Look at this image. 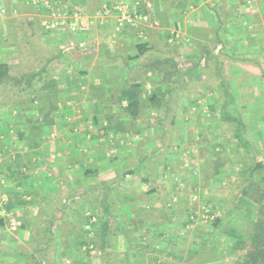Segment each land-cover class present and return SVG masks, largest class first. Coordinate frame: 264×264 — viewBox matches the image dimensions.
Wrapping results in <instances>:
<instances>
[{
    "label": "crops",
    "instance_id": "0c3cea01",
    "mask_svg": "<svg viewBox=\"0 0 264 264\" xmlns=\"http://www.w3.org/2000/svg\"><path fill=\"white\" fill-rule=\"evenodd\" d=\"M68 1L92 11L90 5L96 0ZM181 2L158 0L152 9L158 17L153 14L158 35L170 21L181 30L188 22L190 43L199 47L189 49L186 74L169 76L142 71L153 57L148 60L146 52L139 54L138 43L131 37L133 30H118L114 20L111 25H94L84 34H72L67 28L46 30L42 15L35 14L34 0H0V8L5 9L0 12V63L18 70L11 75L37 74L30 95L41 98L19 104L26 115L22 118L17 102L29 100L26 93H6L0 85V188L8 194L5 204L12 205L25 225L19 226L15 237L0 228V264L31 260L34 250L25 249L24 242L52 239L54 243L49 240L53 244H47L48 256L61 254L67 244L72 248L89 212L91 222L111 227V245L101 250L104 256H124L129 264H139V259L148 257L146 242L158 233L164 237V230L180 220L176 202L169 196L180 197L181 189L170 187L169 193V182L158 169L171 158L169 152L176 153L168 152V147L178 144L182 136L173 134V128L183 125L178 116L169 118L165 113L190 108L194 96L209 98L214 93L230 97L239 111L243 101L256 112L264 110V0H186L185 7ZM19 15H26L28 23L21 17L15 30L11 22ZM35 19L40 38L34 41ZM12 29L19 35L10 41L7 35L9 30L14 33ZM150 32L143 40L148 48L153 38ZM27 33L30 39L24 42L21 35ZM80 39L86 42L85 49L79 48ZM155 47L158 50L156 43ZM160 56L156 52L157 59ZM165 80L174 81L172 89L165 88ZM132 84L140 85L141 100L153 87L158 92L155 106L140 103L136 118L123 110L127 100L120 99ZM220 102L222 106L226 101ZM39 109L51 112L49 125L40 129L35 126L41 121L36 114ZM106 115L127 132L122 134L129 135L124 146L119 145L121 133H112L107 156L101 133L85 137L87 129L98 128ZM51 222L48 231L45 225Z\"/></svg>",
    "mask_w": 264,
    "mask_h": 264
},
{
    "label": "rangeland",
    "instance_id": "374dc122",
    "mask_svg": "<svg viewBox=\"0 0 264 264\" xmlns=\"http://www.w3.org/2000/svg\"><path fill=\"white\" fill-rule=\"evenodd\" d=\"M105 1L107 0L101 1L100 7H102ZM132 1H138L140 5H142L143 3L145 4V2H149L151 5V2L149 0H130V2ZM34 3H36L38 9V13L36 12L35 14L38 15L40 13L39 15H42L43 18L45 12L42 5L37 2V0H34ZM97 3L98 2L96 0L90 5L92 11H86L82 6H79L84 12V14L91 15L93 12L97 11V9L95 8ZM140 11L148 14L146 20H139L134 23V26L122 25V28L119 29L120 31H122L124 28H131L133 30V32L131 31V35H133L131 37L135 38L134 40L136 41V43L144 42L143 40H145L146 37H149L148 33L150 31L148 32V29H151L155 32L159 30L156 28L158 26V23L155 20V14L152 11V8L147 9L143 7L140 9ZM21 17H24V22L28 23L26 15L17 16L18 19L15 18L14 21L11 22L12 27H16L15 30L19 27L18 22ZM116 19V13L110 12L107 15H104V17L101 19L96 18L95 20H93V23L90 24L88 30L94 25H104L106 23L111 25L112 23L110 22H112L113 20L114 26L117 27ZM173 25L174 24H172L171 21L170 23L165 25V31H163L161 35H158L157 32L156 34L153 31L152 33L150 32L151 36H153V42L151 41L150 43L151 47L149 48L150 50L147 52V54H145V57H147L145 59L149 60L150 58L148 57L151 55L152 57H154L151 58L154 61V59L157 58L156 52H160L162 55L160 57H171L179 63L178 67H184L185 65L183 64H187V57L189 55V52H192V50L189 51V49H192L193 47L196 49L199 47L196 46L194 42L190 43L192 36V34L190 35V30L192 28L188 22H186L184 30L175 28ZM32 27L33 30L37 31V33H32V31H30L32 33L31 36L34 35L33 40L35 41L40 38V36H37V34H40V30L38 28L39 21L35 19V21H33ZM59 29L60 28L54 30ZM87 31L83 32V34L87 33ZM18 32L12 33L9 30V35H7V38L10 41L15 40L17 38L16 36L19 35ZM69 32L72 34H77L71 31ZM156 36L158 39L156 38ZM21 39L24 40V42L26 40H29V33L24 34L23 36L21 35ZM78 43L84 44L83 47H85L86 42L84 40L80 39L78 40ZM155 43L158 45V50H156ZM24 51L25 54L28 55V48H26ZM148 63L150 62H147L146 66L143 67L142 71L145 70V74L147 72H150L151 75L155 74V72L153 71L146 72ZM153 63H155L156 65L157 72L165 73L166 64H162L158 61H154ZM14 72H18V70L14 69L13 67L10 68V73L14 74ZM149 81L150 80H148V82ZM10 83L12 82H8V84H6L5 86L3 85V87L1 85L4 92L11 93L12 91L19 90L18 86L11 87ZM186 83L187 82L185 81V84ZM218 95L219 94L214 93L209 98H206L205 96H194L195 98L193 97V103L191 104L190 108H185V110L178 112L174 111L165 113V117L169 116V118H171V116H174V118L175 116H178V119H180V121L182 122L181 124L183 125V127L175 128V130L173 128V134L181 133L180 135L182 137L179 138V142L176 146L175 144H172L168 147V152L172 149L173 151H176V153L173 154L169 152L170 155L172 154L171 158H166L169 160H167V162L163 164V167L159 166L160 168L158 169V171H161L164 179L169 182V186H166L168 187V190L170 187H174L179 190L181 189L180 197L177 195L169 196L171 199L170 201L176 202L177 207H174V209L177 213V219L180 218L179 223L170 225L169 229L164 230L166 232L164 233V238H162V244H165L170 241V243H173L172 245L176 244L175 249L180 251L178 252V254L188 256L186 255V250L188 249V245L192 241H199L197 243L198 245H200L201 242L204 241V249L199 252L197 251L194 255H192L196 257H194V260L199 261L200 264H223L226 261V250L224 247L226 238L222 233V230L225 224L231 223L230 216L233 215V213L232 215H227L226 212L229 207L233 206L231 204L234 203L235 197L238 196L239 183L245 177L250 166L258 160V158H256L252 153H248L243 148L236 146V140L231 133V127L228 126L227 122L221 121V119L218 117L221 107L220 100L224 101L225 99V97H221ZM169 96L172 97L171 93H169ZM23 102H25L23 104H26V101ZM240 102L238 103L240 104ZM243 103V105L240 104V113L247 126L245 136L253 142V145L254 147H256L257 151H260L259 159L264 162V119L260 118L264 110L262 112H256L252 109L251 105L245 103L244 101ZM106 123L107 120H102L100 125L105 126L107 125ZM96 126L93 128H88L85 137L90 139V137L92 138V135H94L95 133H101L100 136L104 138V140L103 138L101 140L105 150L104 154L107 156V153L110 152L108 147L112 144L111 142H109L111 140L108 139L112 138L111 136L114 132L111 129H103L101 128V126L97 128ZM73 129L75 133H79L80 131L79 127H76V129L73 127ZM121 132L126 131L122 130L120 131V133ZM126 133L120 134L122 140H120L119 145L122 144L125 146L127 144L129 135H127ZM87 135H89V137ZM45 136L46 135L43 134V137ZM214 151H222L220 152L219 156L221 157L219 160H213V157H217V155L213 154ZM207 156L208 159H210V162L213 163L212 167L219 165L216 168L219 169L218 172L210 176L208 179L207 174H203V176H201V165L203 164V161H205V164L207 161L202 160V158H205ZM208 173L211 174L212 172L210 173L209 171ZM147 189H151L150 186H148ZM158 189L160 190L161 188ZM1 191L5 193L6 200L3 201L1 204V217L4 219V225L0 228H2L3 230L5 229L6 232L10 231L11 234L14 235L19 226H21L22 222L21 219L17 217L18 214L14 213L12 210L10 211L9 209H7L5 203L9 200L8 194L2 189ZM170 191L171 190H169V193ZM170 201L168 200L167 203H170ZM186 206L187 208L185 209ZM87 214L89 215L90 212ZM162 216H166L165 211L163 212ZM216 217L222 218V223H220L217 228H213L212 222ZM182 218H184V220ZM184 221L185 224L183 225ZM171 226L172 228L170 230ZM13 235H11V237H15V235ZM22 238L24 239V237ZM45 241L47 240L41 242L30 241V243L24 242V247L25 249H28V251L30 249L34 250V254L39 257V255L35 253V250L39 249V247L43 246V244H46ZM159 243H161V241ZM146 244L148 243L146 242ZM184 248L185 252H183V254L181 253V250ZM193 248L195 247L193 246ZM152 249L154 251H151ZM157 249H159V246L151 245L147 250L148 257L139 259V264H152V262L149 261L151 259L149 257H152V259L154 257H158V259L156 260V264L158 262L162 263V258H164L163 256L165 253H160L159 251L158 253L155 252L157 251ZM190 253L192 254V252ZM105 257L108 258L107 263L109 264H129L128 257H118L116 255L104 256L102 251L97 248H91L90 255L86 259L87 262L85 264H105ZM14 263L21 264L13 261V264ZM22 264H31V260H28L27 262H22ZM41 264L44 263L42 262ZM62 264H71V258L68 256H63Z\"/></svg>",
    "mask_w": 264,
    "mask_h": 264
},
{
    "label": "trees",
    "instance_id": "16d2710c",
    "mask_svg": "<svg viewBox=\"0 0 264 264\" xmlns=\"http://www.w3.org/2000/svg\"><path fill=\"white\" fill-rule=\"evenodd\" d=\"M66 1V0H63ZM151 2V8L154 10V7L156 6V3H158V0H149ZM197 1V0H196ZM66 2H69L68 0ZM97 5L96 9L100 8L101 1L97 0ZM106 2H109L108 0ZM164 0H161V3H163ZM72 5L78 6L74 4L73 2H69ZM182 7L184 5L187 6L186 0H182ZM195 4V2H194ZM154 14L156 15L157 13ZM157 17V15H156ZM158 20V17L157 19ZM166 23V22H160V24ZM138 49H139V54H147V52L150 50L147 47V42H140L137 44ZM203 53H205V49L202 50ZM154 58V57H153ZM154 61H158L162 64H166L165 68V74H168L171 76L172 74H186L187 70V64L184 67L177 66L176 61L172 59L171 57L168 58H155ZM153 60H150L146 68L147 71H153L156 72V65ZM186 67V68H185ZM37 74L35 73H24L20 75H11L10 73V68L6 63L1 62L0 63V85H6L8 82L10 83L11 87L18 86L19 90L18 93H26L25 96H28L27 99L22 98L20 102H17V105H24L23 101H30L31 103L34 102L35 100L41 99L38 95H32L31 93H34V90L31 89L32 87V82L33 78L36 77ZM42 78V76L40 75ZM35 79V78H34ZM43 81V79H42ZM49 81V80H48ZM48 81H44L46 83H49ZM173 80H165L166 83L168 84L167 89H172V83ZM151 82L155 85L156 82L151 80ZM174 82V81H173ZM45 83V84H46ZM156 88V87H155ZM153 87L152 93L148 94L145 96V98L142 100L139 97L140 93V85L139 84H132L128 88L125 89V91H122V95L120 99H126L127 100V105L124 107V111L128 114L131 115L133 118H136L139 114L140 111H138V106L141 103V105L146 106H155L157 102V90ZM157 88H160L158 86ZM30 89V90H29ZM166 93L169 92L170 90H165ZM29 92V93H27ZM171 92V91H170ZM165 94L163 93L162 96ZM169 95V94H168ZM165 97V96H164ZM230 99V97H229ZM229 99L226 97L223 105L220 107V113L218 117L221 119V121L227 122L228 126L231 128V133L233 137L236 140V146H239L243 148L246 152L252 153L256 158H258L257 161L253 163V165L250 166L249 170L247 171L245 177L241 180L239 183V193L238 196L235 197L234 203L232 207H229L227 209V215H233L230 216L231 223L225 224L224 228L222 230V233L225 236V250H226V261L223 264H264V162L259 159V152L257 151L256 147H254L253 142L245 136L246 131H247V126L245 121L243 120L240 111L238 110L237 107L234 106L233 103L229 101ZM141 100V102H140ZM22 101V102H21ZM19 105V106H20ZM19 110V116L20 117H25V112L21 110V106ZM50 111L43 112L39 109L38 117L41 118V121L35 125L37 128H41L40 126H48L50 123L48 118L50 115ZM107 117V115H106ZM107 125H99L103 129H111L114 133L120 132L124 130L121 128L119 125H114L112 123L111 118L107 117ZM160 120V119H159ZM44 122V123H43ZM42 123V125H41ZM74 126V125H73ZM77 126H74L76 128ZM233 128V130H232ZM72 130V129H71ZM74 131V129H73ZM222 152V151H220ZM220 152H213V154L217 155V157H213V160H219L221 156ZM202 160H207L206 164L205 161H203V164L201 165V171L202 175L207 174L208 177L207 179L214 175L216 172H218L219 169H216L219 165L213 166L212 167V162H210V159H208V156L205 158H202ZM9 166V165H8ZM210 167V169H209ZM9 168V167H7ZM10 170V169H9ZM210 171L211 174L208 172ZM7 209L11 210L13 207L10 203L6 204ZM185 212V211H184ZM235 215V216H234ZM86 219L82 223L81 226V232L78 234V237L73 240V245L72 248H69V245L67 244L66 247L63 249L61 254H54V256H48L47 255V246L49 245L50 241L48 242L45 241L46 245L43 244V246H40L39 249L35 250V253L39 255L37 257L34 254V251L32 254H30V259H31V264H41L42 262L44 264H61L62 257L68 256L66 255L67 253L69 254L68 257L71 258V264H85L87 262V258L90 255L91 248H97L102 251H106L108 247H110V230L111 227L107 223H100L99 222H91L90 219L92 215L85 216ZM222 223V218L216 217L213 222H212V227L217 228L219 224ZM22 224V223H21ZM185 224V221L183 225ZM4 225L3 223V218L0 217V227ZM22 227L25 225H21ZM53 226V223H48L45 225V228L49 231L51 230ZM150 236V235H149ZM156 238H161V243L160 240L156 241ZM163 234L159 233L149 239L147 242L148 244L145 245L149 249L151 245L157 244L159 246V249H157L160 253H165L164 258H162V263L158 262L157 264H200L199 261L194 260L195 256L194 255L197 251H202L205 247L204 241L201 242L200 245L197 243L199 242H194L192 241L188 245V249L186 250V255L188 256H183L181 254H178L177 249H175V245H172L173 243L167 242L165 244H162ZM153 239V240H152ZM48 244V245H47ZM193 246L195 248H193ZM77 250V253L71 252ZM151 251H154L153 249ZM185 252V248L181 250V253ZM192 252V254L190 253ZM184 254V253H183ZM149 261L154 262L156 264V260L158 257H152ZM196 258V257H195ZM106 259L105 264L107 263L108 258L105 257ZM59 260V261H58ZM133 264V263H132Z\"/></svg>",
    "mask_w": 264,
    "mask_h": 264
},
{
    "label": "built area",
    "instance_id": "2783aa9c",
    "mask_svg": "<svg viewBox=\"0 0 264 264\" xmlns=\"http://www.w3.org/2000/svg\"><path fill=\"white\" fill-rule=\"evenodd\" d=\"M93 12L91 15H86L80 7L72 5L63 0H37L45 12L41 20V24L46 30H54L57 28L67 27L73 33H83L88 30L90 24L96 18H103L110 12L116 13L117 29L125 26H134L137 21H144L147 19L146 13L140 11L141 8H151L149 2L142 5L138 1L130 0H108ZM140 7V8H139ZM0 12H5L4 8H0ZM79 48H84V44L78 43ZM76 129V128H75ZM6 200V195L0 189V217L2 216L1 204Z\"/></svg>",
    "mask_w": 264,
    "mask_h": 264
}]
</instances>
